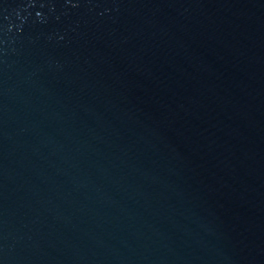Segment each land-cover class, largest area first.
I'll use <instances>...</instances> for the list:
<instances>
[{"label":"water","instance_id":"obj_1","mask_svg":"<svg viewBox=\"0 0 264 264\" xmlns=\"http://www.w3.org/2000/svg\"><path fill=\"white\" fill-rule=\"evenodd\" d=\"M0 264H264V0H0Z\"/></svg>","mask_w":264,"mask_h":264}]
</instances>
